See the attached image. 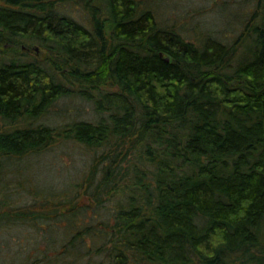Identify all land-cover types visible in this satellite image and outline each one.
<instances>
[{"label":"trees","instance_id":"1","mask_svg":"<svg viewBox=\"0 0 264 264\" xmlns=\"http://www.w3.org/2000/svg\"><path fill=\"white\" fill-rule=\"evenodd\" d=\"M219 5L231 35L148 0H0V229L47 233L0 264H264V0ZM73 96L95 118L45 120ZM60 141L91 155L71 188L9 182Z\"/></svg>","mask_w":264,"mask_h":264},{"label":"rangeland","instance_id":"2","mask_svg":"<svg viewBox=\"0 0 264 264\" xmlns=\"http://www.w3.org/2000/svg\"><path fill=\"white\" fill-rule=\"evenodd\" d=\"M148 4L158 17L168 14L178 22L185 21L187 26L196 23V28L206 27L214 32L221 28L222 31L232 32L230 35L234 33L232 30L233 25H236V16L241 14L240 10L233 8L234 5L215 7L216 0H148ZM72 13L80 16L78 10H73ZM36 53L39 54L38 50ZM92 106V102L81 97L60 98L46 113L45 120L50 124H60L72 118L93 119L95 117ZM90 158V151L84 146L73 141H60L48 150L22 159L15 167L17 171L8 173V180L13 185L20 183L19 180L25 177L42 188L47 186H52L56 190L71 188L74 180L81 177L86 170ZM66 192L72 194V191ZM18 200L22 201L20 197ZM46 242L47 233L42 228L36 231L20 225L0 229V252L5 251L8 258H14L13 251L23 257L26 250L37 253L44 244H47Z\"/></svg>","mask_w":264,"mask_h":264},{"label":"water","instance_id":"3","mask_svg":"<svg viewBox=\"0 0 264 264\" xmlns=\"http://www.w3.org/2000/svg\"><path fill=\"white\" fill-rule=\"evenodd\" d=\"M34 48L37 49L38 47L35 45Z\"/></svg>","mask_w":264,"mask_h":264}]
</instances>
